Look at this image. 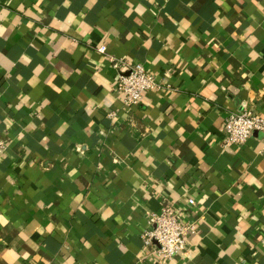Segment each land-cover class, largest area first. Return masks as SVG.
<instances>
[{
	"label": "crops",
	"instance_id": "1",
	"mask_svg": "<svg viewBox=\"0 0 264 264\" xmlns=\"http://www.w3.org/2000/svg\"><path fill=\"white\" fill-rule=\"evenodd\" d=\"M137 65L161 88L126 107ZM244 107L264 0H0V264H264V133L223 128ZM172 203L198 232L164 261Z\"/></svg>",
	"mask_w": 264,
	"mask_h": 264
},
{
	"label": "built area",
	"instance_id": "2",
	"mask_svg": "<svg viewBox=\"0 0 264 264\" xmlns=\"http://www.w3.org/2000/svg\"><path fill=\"white\" fill-rule=\"evenodd\" d=\"M105 52V49H102ZM120 69L121 66L116 64ZM116 82L117 91L124 96L126 107L141 104L147 93L159 90L158 79L143 65L127 67L126 71L120 70ZM227 145H244L254 131L264 133V117L254 113L247 107L231 113L223 125ZM1 148V145H0ZM264 158V148L262 151ZM191 206L196 205L193 199L189 200ZM183 210L176 204H169L160 215L152 216L153 229L148 231L144 238L147 246L156 240L159 245V254L164 261H171L182 252H186L189 246V238L198 232V223L183 219Z\"/></svg>",
	"mask_w": 264,
	"mask_h": 264
}]
</instances>
